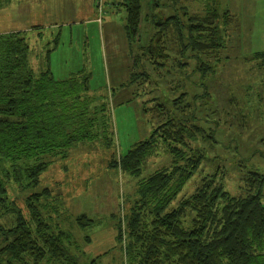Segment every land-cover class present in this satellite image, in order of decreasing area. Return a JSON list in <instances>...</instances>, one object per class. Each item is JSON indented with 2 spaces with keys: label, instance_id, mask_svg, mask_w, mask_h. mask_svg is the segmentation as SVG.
<instances>
[{
  "label": "trees",
  "instance_id": "1",
  "mask_svg": "<svg viewBox=\"0 0 264 264\" xmlns=\"http://www.w3.org/2000/svg\"><path fill=\"white\" fill-rule=\"evenodd\" d=\"M121 4L126 7L125 32L134 65V45L145 47L152 63L161 66L169 56V43L179 38L188 41L182 53L187 47L196 51L201 62L197 70L206 81L211 66L205 59L226 47V30L233 22L229 9L221 10L218 0H207L203 13L184 10L187 21H183L177 13L163 18L159 0H122ZM147 25L152 28L148 43L144 39L149 30H142ZM27 33L0 34V208L15 214L12 226L0 223V264H79L65 244L69 234L55 233L43 215L42 198L51 194L50 189L26 197L29 220L12 207L9 193L38 187L53 157L65 159L79 142L105 136L110 123L108 104L90 89L87 71L56 79L50 63L53 49L44 56V69L35 71ZM58 38L59 34L56 43ZM249 60L258 70L264 64V50L255 51ZM142 75L130 72L122 87L133 88ZM149 110L163 120L148 138L110 161L111 166L138 177L149 156L162 151L169 158L167 164L139 179L134 200L127 201L125 227L122 223L116 227L117 240H127L128 264H264V173L247 170L241 193L234 194L217 169L206 172L195 190L185 194L207 159L200 139L213 140L214 135H205L190 103L180 109L183 116L165 104L155 103ZM77 223L85 228L93 219L82 213Z\"/></svg>",
  "mask_w": 264,
  "mask_h": 264
},
{
  "label": "rangeland",
  "instance_id": "2",
  "mask_svg": "<svg viewBox=\"0 0 264 264\" xmlns=\"http://www.w3.org/2000/svg\"><path fill=\"white\" fill-rule=\"evenodd\" d=\"M121 3L122 0H0V34L27 30L35 71L44 69V56L53 49L50 63L55 78L62 80L87 71L91 74L90 89L102 97L97 100L108 104L110 123L105 136L79 142L65 159L53 157L38 187L9 193L12 207L29 220L26 197L50 189L51 194L42 198L43 215L55 233L63 230L69 234L65 244L79 264H128L124 250L127 240H117L116 227L119 223L125 227L123 219L130 205L127 201L134 200L139 179L167 164L169 158L162 151L149 156L138 177L111 166L110 161L148 138L163 120L149 110L155 103L165 104L177 116H183L180 109L190 103L205 135H214L213 140L200 139L207 159L201 173L197 172L188 183L185 194L195 190L206 172L217 169L234 194L241 193L242 176L247 170L264 173V64L258 71L249 60L255 51L264 50V0H218L221 10L232 12L233 22L226 30V47L205 59L211 66L205 82L197 70L201 62L196 51L187 47L182 53L188 41L179 38L169 43V56L161 66L152 63L145 47L134 45V65L125 32L126 7ZM206 3L207 0H177L175 4L174 0H159V13L163 18L177 13L187 21L184 10L189 14L203 13ZM34 24L42 27L33 30ZM142 30H149L144 39L148 43L152 28L147 25ZM132 71L143 73L145 81L139 78L133 88L122 87ZM178 97L181 101L174 104ZM82 213L93 219L91 226L78 225L77 217ZM14 219L13 212L0 208L1 224L10 227Z\"/></svg>",
  "mask_w": 264,
  "mask_h": 264
},
{
  "label": "crops",
  "instance_id": "3",
  "mask_svg": "<svg viewBox=\"0 0 264 264\" xmlns=\"http://www.w3.org/2000/svg\"><path fill=\"white\" fill-rule=\"evenodd\" d=\"M31 29H32V27H31ZM19 30H25V29H19ZM129 56H130V54H129ZM130 88H132V87H130Z\"/></svg>",
  "mask_w": 264,
  "mask_h": 264
}]
</instances>
